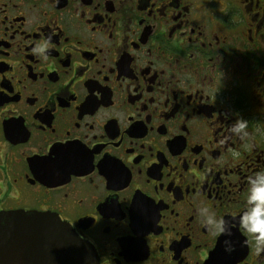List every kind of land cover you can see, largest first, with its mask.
<instances>
[{
	"label": "flooded vegetation",
	"instance_id": "af4514ba",
	"mask_svg": "<svg viewBox=\"0 0 264 264\" xmlns=\"http://www.w3.org/2000/svg\"><path fill=\"white\" fill-rule=\"evenodd\" d=\"M261 170L264 0H0V264H54L55 216L97 264H264Z\"/></svg>",
	"mask_w": 264,
	"mask_h": 264
},
{
	"label": "clouds",
	"instance_id": "9594fccd",
	"mask_svg": "<svg viewBox=\"0 0 264 264\" xmlns=\"http://www.w3.org/2000/svg\"><path fill=\"white\" fill-rule=\"evenodd\" d=\"M51 36L46 37L41 42H39L33 51L37 54L42 55L45 59H47V52L45 51L49 47V40ZM245 129V122L240 120L236 124L232 126V131L235 133H243ZM250 195H249V203L250 207L246 208L245 211L242 212L240 216V226L244 229V231L248 234H255V240L257 242L256 251L260 252L262 246H264V170L258 171L255 175L254 179L250 178ZM253 200L255 202H253ZM202 212L206 213L205 222L212 225L214 234L215 233H225V239L222 241V245L224 246L225 251L232 250V243L230 241L231 237V228L229 226V222L227 225L224 220L215 217L214 213H207L206 209H202ZM252 217L256 223H253L252 220L247 218Z\"/></svg>",
	"mask_w": 264,
	"mask_h": 264
},
{
	"label": "water",
	"instance_id": "95a60500",
	"mask_svg": "<svg viewBox=\"0 0 264 264\" xmlns=\"http://www.w3.org/2000/svg\"><path fill=\"white\" fill-rule=\"evenodd\" d=\"M49 222L52 229L49 233L55 236L51 240L55 255L54 264H97L95 254L72 232L68 225L61 222L57 216L51 217ZM42 225H45L47 234L48 224L43 223ZM1 245L0 257L4 253ZM37 264H51V261L45 260Z\"/></svg>",
	"mask_w": 264,
	"mask_h": 264
}]
</instances>
